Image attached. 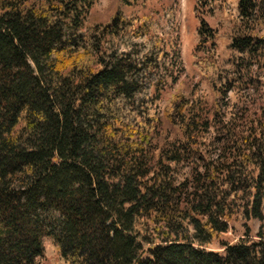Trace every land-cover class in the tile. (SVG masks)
I'll use <instances>...</instances> for the list:
<instances>
[{
	"label": "trees",
	"instance_id": "trees-1",
	"mask_svg": "<svg viewBox=\"0 0 264 264\" xmlns=\"http://www.w3.org/2000/svg\"><path fill=\"white\" fill-rule=\"evenodd\" d=\"M95 1L0 0V264H264V0L195 1L210 102L160 19Z\"/></svg>",
	"mask_w": 264,
	"mask_h": 264
},
{
	"label": "rangeland",
	"instance_id": "rangeland-1",
	"mask_svg": "<svg viewBox=\"0 0 264 264\" xmlns=\"http://www.w3.org/2000/svg\"><path fill=\"white\" fill-rule=\"evenodd\" d=\"M195 1L133 0L130 1L132 2L131 5H126L122 0H96L90 10L88 21L89 23H106L118 9L127 15L137 14L160 19L167 35L174 39L177 38V46L184 70L180 79L182 87L195 99L210 102L212 98L208 85L193 65L192 51L195 45V29L197 27V19L193 12ZM216 4L220 6L218 12L225 19L236 17L237 0H216ZM206 20L211 26L216 27V19L208 17ZM226 45L227 38L222 29L219 28L215 50V59L219 64L227 58ZM246 229L253 236L258 230V223L256 221L236 220L231 223L229 232L223 238L230 243L237 242ZM212 247L217 248V245ZM50 257H47L46 264H51Z\"/></svg>",
	"mask_w": 264,
	"mask_h": 264
}]
</instances>
